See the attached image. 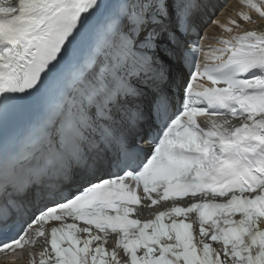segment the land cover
<instances>
[{
  "label": "snow or ice",
  "instance_id": "obj_1",
  "mask_svg": "<svg viewBox=\"0 0 264 264\" xmlns=\"http://www.w3.org/2000/svg\"><path fill=\"white\" fill-rule=\"evenodd\" d=\"M239 4L209 55L210 0H0V253L264 264V0Z\"/></svg>",
  "mask_w": 264,
  "mask_h": 264
},
{
  "label": "bare ground",
  "instance_id": "obj_2",
  "mask_svg": "<svg viewBox=\"0 0 264 264\" xmlns=\"http://www.w3.org/2000/svg\"><path fill=\"white\" fill-rule=\"evenodd\" d=\"M210 3L212 6H215L218 3V0H210ZM208 12V11H207ZM206 12V13H207ZM206 13L200 18V23L203 21V19L206 17ZM202 24V23H201Z\"/></svg>",
  "mask_w": 264,
  "mask_h": 264
}]
</instances>
